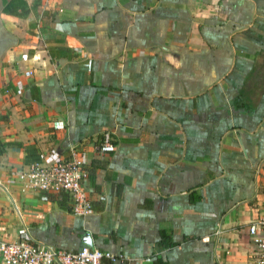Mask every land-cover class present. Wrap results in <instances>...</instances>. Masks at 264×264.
Listing matches in <instances>:
<instances>
[{
	"label": "crops",
	"instance_id": "obj_1",
	"mask_svg": "<svg viewBox=\"0 0 264 264\" xmlns=\"http://www.w3.org/2000/svg\"><path fill=\"white\" fill-rule=\"evenodd\" d=\"M73 147L87 217L13 180ZM13 205L33 241L113 264H250L264 0H0V240Z\"/></svg>",
	"mask_w": 264,
	"mask_h": 264
},
{
	"label": "built area",
	"instance_id": "obj_2",
	"mask_svg": "<svg viewBox=\"0 0 264 264\" xmlns=\"http://www.w3.org/2000/svg\"><path fill=\"white\" fill-rule=\"evenodd\" d=\"M28 73H26L27 75ZM110 148L109 143L102 145ZM85 173L82 160L75 147L66 158L50 166L31 163L15 172L13 180L22 191L52 193L64 195L69 202V212L73 216L87 217L92 208L82 189ZM13 212L21 222L14 240H0V264H101L106 260L110 264L119 261V256L109 255L96 248L82 246L77 250H61L33 241L23 225L21 213L13 205ZM251 246L250 264H264V212L246 226Z\"/></svg>",
	"mask_w": 264,
	"mask_h": 264
},
{
	"label": "trees",
	"instance_id": "obj_3",
	"mask_svg": "<svg viewBox=\"0 0 264 264\" xmlns=\"http://www.w3.org/2000/svg\"><path fill=\"white\" fill-rule=\"evenodd\" d=\"M162 240H165V242L167 241V238L163 235L162 236ZM155 264H165L164 262H161V261H157L155 262Z\"/></svg>",
	"mask_w": 264,
	"mask_h": 264
}]
</instances>
